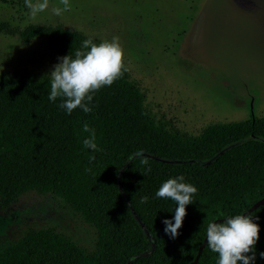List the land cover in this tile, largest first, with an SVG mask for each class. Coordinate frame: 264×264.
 <instances>
[{
    "label": "trees",
    "instance_id": "obj_1",
    "mask_svg": "<svg viewBox=\"0 0 264 264\" xmlns=\"http://www.w3.org/2000/svg\"><path fill=\"white\" fill-rule=\"evenodd\" d=\"M15 36L23 46L47 38L61 57L83 51L87 38L101 41L62 24L19 29L0 20V37ZM49 91V77L35 72L0 74V213L9 217L29 192L52 196L95 229V250L55 229L31 228L0 247V264H191L209 222L245 214L264 199V118L182 132L153 113L127 69L94 94L87 114L66 115L60 98L48 100ZM84 123L95 129L100 151L83 147ZM177 175L198 191L173 239L162 220L172 218L176 205L154 193ZM250 215L259 217L256 264H264V205ZM217 259L206 245L198 264Z\"/></svg>",
    "mask_w": 264,
    "mask_h": 264
},
{
    "label": "rangeland",
    "instance_id": "obj_2",
    "mask_svg": "<svg viewBox=\"0 0 264 264\" xmlns=\"http://www.w3.org/2000/svg\"><path fill=\"white\" fill-rule=\"evenodd\" d=\"M14 4V5H10ZM70 10L31 17L24 0H0V20L22 29L62 24L101 40L118 37L126 69L161 118L188 134L211 124L264 118V0H70ZM61 57L47 38L23 46L0 37V74L47 76ZM52 228L95 250V229L66 202L29 192L0 213V247Z\"/></svg>",
    "mask_w": 264,
    "mask_h": 264
},
{
    "label": "clouds",
    "instance_id": "obj_3",
    "mask_svg": "<svg viewBox=\"0 0 264 264\" xmlns=\"http://www.w3.org/2000/svg\"><path fill=\"white\" fill-rule=\"evenodd\" d=\"M24 3L31 17L49 9V0H24ZM70 7V0H58V6L51 8V12L61 15L69 11ZM81 48L83 51L77 50L58 57V63L47 74L50 84L48 100L55 102L60 98L58 107L66 115H71L76 109L85 114L91 112L94 94L102 87L111 86L126 71L125 53L118 37L101 40L99 43L87 38L82 41ZM82 131L87 134L82 139L83 147L92 153L100 151L95 129L84 123ZM93 159L94 155H90L89 161ZM197 191L192 183L185 181L183 175L163 181L155 191L154 198L170 199L176 205L172 218L162 220L164 232L170 238L174 239L179 235L186 215V206L192 204ZM148 200V197H143L141 203ZM258 219L259 217L250 214H235L221 222L207 224V246L217 254L216 264H256V244L261 230L256 222ZM259 257L264 259V251L259 252Z\"/></svg>",
    "mask_w": 264,
    "mask_h": 264
},
{
    "label": "water",
    "instance_id": "obj_4",
    "mask_svg": "<svg viewBox=\"0 0 264 264\" xmlns=\"http://www.w3.org/2000/svg\"><path fill=\"white\" fill-rule=\"evenodd\" d=\"M264 205V199L260 200L259 202H257L249 211H247L245 214H250L252 213L253 211H255L258 207ZM222 220H218V221H215V222H221ZM207 245V241H206V238H205V241L203 243V245L200 247L199 249V252L194 260V262H192L191 264H198L199 262V259H200V256L201 254L203 253L205 247Z\"/></svg>",
    "mask_w": 264,
    "mask_h": 264
}]
</instances>
